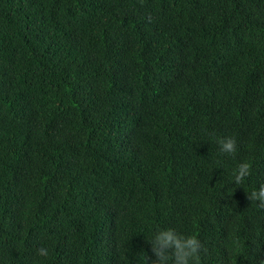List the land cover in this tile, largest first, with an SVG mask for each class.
<instances>
[{"label":"trees","instance_id":"trees-1","mask_svg":"<svg viewBox=\"0 0 264 264\" xmlns=\"http://www.w3.org/2000/svg\"><path fill=\"white\" fill-rule=\"evenodd\" d=\"M199 1L0 0V264H176L194 237L210 264H252L222 251L233 228L206 225L235 194L233 176L206 166L204 149L164 148L127 124L171 56L193 78L188 63L214 50L199 35ZM253 8L236 30L264 38V9ZM120 24L141 43L121 45ZM250 59L263 68L252 111L264 120V46ZM118 77L136 93L114 102Z\"/></svg>","mask_w":264,"mask_h":264},{"label":"clouds","instance_id":"clouds-1","mask_svg":"<svg viewBox=\"0 0 264 264\" xmlns=\"http://www.w3.org/2000/svg\"><path fill=\"white\" fill-rule=\"evenodd\" d=\"M235 1H199V35L209 37L214 50L210 56L201 55L188 63L193 78L187 76L178 58L171 56L167 71L157 80L153 75L152 89L135 101L136 108L127 111V124L137 132L138 128L145 134L150 132L149 140L161 141L164 148L174 147L192 155L204 149V155L211 156L206 166L233 176L236 195H227L219 206L213 204L206 225L216 222L224 230L226 226L233 228L235 237L221 247L229 260L248 252L252 264H264V120L252 111L253 101L262 90L263 68L250 59L252 50L264 46V38L236 30L256 18L253 6L264 9V0ZM231 2L232 20L226 21L224 15ZM118 28L116 36L121 45L141 43L142 38L129 25ZM128 88L130 79L115 78L111 83L113 101L123 93L122 97L136 93H129ZM259 106L264 115V100ZM241 236L250 239L247 244L241 242ZM201 242L196 237L181 240L172 261L177 258L176 264H208V247Z\"/></svg>","mask_w":264,"mask_h":264}]
</instances>
